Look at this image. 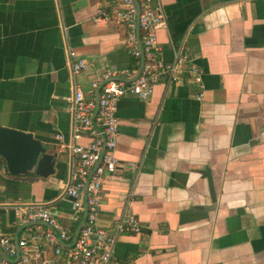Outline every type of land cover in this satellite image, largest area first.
Wrapping results in <instances>:
<instances>
[{"label":"crops","instance_id":"0c3cea01","mask_svg":"<svg viewBox=\"0 0 264 264\" xmlns=\"http://www.w3.org/2000/svg\"><path fill=\"white\" fill-rule=\"evenodd\" d=\"M160 3L162 56L172 58L170 39L182 41L201 87L159 81L146 100H117L118 165L104 177L97 224L138 219L141 231L113 245L123 264H264V0ZM120 9L117 0H0V125L32 132L58 155L47 178L12 176L0 164V236L14 245L50 227L21 221L12 204H43L68 231V244L83 218L65 195L66 48L86 61L75 77L86 98L96 97L90 84L106 68L135 77L140 59L125 45ZM88 139L84 132L80 142Z\"/></svg>","mask_w":264,"mask_h":264},{"label":"built area","instance_id":"2783aa9c","mask_svg":"<svg viewBox=\"0 0 264 264\" xmlns=\"http://www.w3.org/2000/svg\"><path fill=\"white\" fill-rule=\"evenodd\" d=\"M117 1L121 9L115 14V19L125 25V45L134 58L143 56L137 76L131 78L128 71L106 68L101 77L90 84L92 90H97L96 97L86 98L75 80L76 75L85 69L86 61L71 47L66 48L72 82L71 92L64 98L65 111L70 118V140L61 147L68 154L65 195L70 198L77 219L86 207L78 236L72 245H68V231L59 230L56 216L41 203L12 204L8 208L21 221L39 220L50 228L33 234L29 239L19 238V257L13 261L0 254V264H123L113 254L116 237L141 231L138 219L129 214L120 216L110 228L97 224L104 177L113 174L118 165L115 156L118 136L115 104L126 95L148 99L159 81L171 85L180 84L186 78L195 80L201 87L198 82L200 69L182 41L175 43L170 39L172 58L167 60L162 56L163 47L158 43L157 31L167 24L160 0H136L138 8L135 0ZM99 19V16L95 18L96 21ZM201 97L200 91L196 99ZM84 132L89 136L86 143L80 142ZM128 165L135 166L134 163ZM42 241L52 248L53 256L44 255L39 245ZM61 242L67 245L63 246ZM0 249L8 258H15L16 248L11 238L0 236Z\"/></svg>","mask_w":264,"mask_h":264},{"label":"water","instance_id":"95a60500","mask_svg":"<svg viewBox=\"0 0 264 264\" xmlns=\"http://www.w3.org/2000/svg\"><path fill=\"white\" fill-rule=\"evenodd\" d=\"M135 3L138 8L136 0ZM142 62L143 56L140 58L139 70ZM115 79L121 78L116 77ZM57 157L58 155L53 151L52 145L35 137L32 132L0 125V164L2 167L6 168V172L9 175L26 176L28 173H31L40 178H47L55 172V167L58 165ZM85 214L86 207L84 208L83 218L77 227L72 241L68 245H72L75 242L82 223L84 222ZM14 241L16 248L15 258H8L0 249V254L4 258L13 261L19 257V248L17 245L18 238L15 237Z\"/></svg>","mask_w":264,"mask_h":264}]
</instances>
